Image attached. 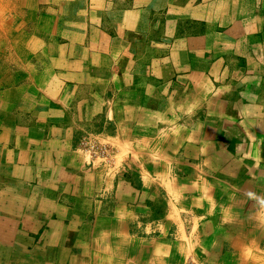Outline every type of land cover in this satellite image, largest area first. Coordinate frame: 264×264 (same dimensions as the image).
Masks as SVG:
<instances>
[{
    "label": "crops",
    "instance_id": "crops-1",
    "mask_svg": "<svg viewBox=\"0 0 264 264\" xmlns=\"http://www.w3.org/2000/svg\"><path fill=\"white\" fill-rule=\"evenodd\" d=\"M24 1L0 0V264H264V0Z\"/></svg>",
    "mask_w": 264,
    "mask_h": 264
},
{
    "label": "built area",
    "instance_id": "built-area-1",
    "mask_svg": "<svg viewBox=\"0 0 264 264\" xmlns=\"http://www.w3.org/2000/svg\"><path fill=\"white\" fill-rule=\"evenodd\" d=\"M80 146L91 157H99L104 160H109L111 157V149L106 144L96 143V142L90 141L86 137H83L80 141Z\"/></svg>",
    "mask_w": 264,
    "mask_h": 264
},
{
    "label": "bare ground",
    "instance_id": "bare-ground-1",
    "mask_svg": "<svg viewBox=\"0 0 264 264\" xmlns=\"http://www.w3.org/2000/svg\"><path fill=\"white\" fill-rule=\"evenodd\" d=\"M25 1H26V0H25ZM25 1H24V2H25Z\"/></svg>",
    "mask_w": 264,
    "mask_h": 264
}]
</instances>
